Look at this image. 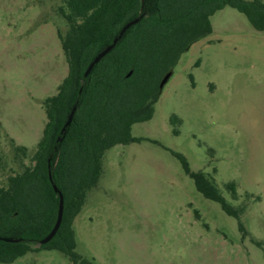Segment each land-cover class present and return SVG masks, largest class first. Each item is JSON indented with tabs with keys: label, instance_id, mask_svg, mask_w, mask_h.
<instances>
[{
	"label": "rangeland",
	"instance_id": "374dc122",
	"mask_svg": "<svg viewBox=\"0 0 264 264\" xmlns=\"http://www.w3.org/2000/svg\"><path fill=\"white\" fill-rule=\"evenodd\" d=\"M63 5L0 0V189L30 165L47 123L45 100L68 75ZM211 22L214 33L182 56L153 119L133 126L144 141L105 154L74 222L76 251L94 264H264V34L231 7ZM173 152L214 179L242 211L248 237L197 191ZM13 264L72 263L40 251Z\"/></svg>",
	"mask_w": 264,
	"mask_h": 264
},
{
	"label": "trees",
	"instance_id": "16d2710c",
	"mask_svg": "<svg viewBox=\"0 0 264 264\" xmlns=\"http://www.w3.org/2000/svg\"><path fill=\"white\" fill-rule=\"evenodd\" d=\"M226 7L244 14L264 34L263 0H64L59 13L69 30L59 38L68 75L58 93L45 100L47 123L30 165L0 189V238L18 240H0V264L40 251L60 252L72 264H94L76 251L74 222L99 184L106 152L144 141L133 137V126L153 119L162 79L194 44L214 33L211 18ZM136 19L86 77L97 55ZM75 107L72 123L62 133ZM172 122L180 120L173 116ZM173 155L197 191L237 219L248 237L242 211L227 201L214 179L192 171L183 155ZM54 185L64 197L63 221L55 237L40 245L58 218L60 197ZM226 187L237 200L236 184Z\"/></svg>",
	"mask_w": 264,
	"mask_h": 264
},
{
	"label": "water",
	"instance_id": "95a60500",
	"mask_svg": "<svg viewBox=\"0 0 264 264\" xmlns=\"http://www.w3.org/2000/svg\"><path fill=\"white\" fill-rule=\"evenodd\" d=\"M139 22V19H136L130 23H128L120 32L119 36L114 40L113 44L108 46L105 50H103L100 54L97 55V57L94 59V61L91 63V65L89 66L85 76L87 77L91 71L93 70V68L95 67L96 64H98L106 55H108L113 49L114 47L117 45V43L119 42V40L122 39L123 35L125 34V32L127 30H129L132 26L136 25ZM132 75V72L129 73L128 77H130ZM173 76V71L168 72L164 78L162 79L161 83H160V91L162 92L164 87L166 86V84L169 82V80L171 79V77ZM76 112V107L72 110L67 123L65 124L62 133H64L67 129L68 126H70V124L72 123L73 117L75 115ZM61 140V139H60ZM54 190L55 192L59 195L60 197V204H59V211H58V218L56 221V224L52 230V232L44 239L40 242V245H45L47 243H49L57 234L58 230L61 227L62 221H63V214H64V197L63 195L59 192L58 188L56 185H54ZM0 240H5L7 242L10 243H16L18 242V240H14V239H2L0 238Z\"/></svg>",
	"mask_w": 264,
	"mask_h": 264
}]
</instances>
